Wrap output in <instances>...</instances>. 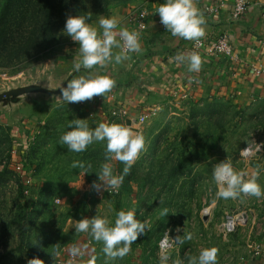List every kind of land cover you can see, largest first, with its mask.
Segmentation results:
<instances>
[{"label": "rangeland", "instance_id": "374dc122", "mask_svg": "<svg viewBox=\"0 0 264 264\" xmlns=\"http://www.w3.org/2000/svg\"><path fill=\"white\" fill-rule=\"evenodd\" d=\"M154 3L0 0V29L7 27L0 34V92L32 83L49 89L62 85L79 60V45L62 31L68 15L90 16L99 32L103 15ZM44 6L54 39L24 56L31 42L24 38L44 24ZM59 94L32 92L0 102V264H27L32 258L54 264L74 247L85 249L77 264H159L165 252L168 264H187L188 257L209 247L218 250L217 264H259L254 249L264 248V197L217 199L212 171L227 162L244 180L255 175L264 190V97L245 104L219 96L178 99L148 115L137 132L144 136V150L118 193L99 197L91 183L104 161V143L73 153L59 144V137L75 117L86 119L90 128L100 122L129 127L130 120L97 113L81 102L67 104ZM74 160L90 165L89 173L83 176L80 168L71 167ZM111 164L115 175L123 174L122 162ZM121 210L134 211L147 225L123 258H107L102 242L73 229L76 220L93 216L111 226ZM231 217L242 220L225 232L223 224ZM188 233L190 240L176 242L175 237ZM164 237L168 244L160 249Z\"/></svg>", "mask_w": 264, "mask_h": 264}, {"label": "clouds", "instance_id": "9594fccd", "mask_svg": "<svg viewBox=\"0 0 264 264\" xmlns=\"http://www.w3.org/2000/svg\"><path fill=\"white\" fill-rule=\"evenodd\" d=\"M159 14L160 23L173 37L196 41L204 36L206 23L203 13L195 6L194 0H163L155 9ZM90 16L68 15L62 31L76 42L79 47V60L73 63V69L89 70L87 75L67 80L65 86H60L59 99L68 103H78L91 100L95 96H102L110 92L116 81L108 75L94 74L96 68H103L110 62L120 64L129 58V53H139L141 42L136 31L119 28L118 21L113 17H101L98 20L100 31L89 23ZM118 37V39L116 38ZM113 49H120L119 52ZM176 59L187 63V71H200L202 60L197 53L190 55L178 54ZM67 128L59 137V144L66 146L67 151L82 153L93 143H104V161L95 172L96 180L91 188L100 190H118L124 175H127L140 153L145 148L144 136L134 133L128 126L119 123L100 122L90 128L86 119L74 118L68 121ZM122 162L123 174L115 175L112 160ZM73 168H80L83 176L88 168L81 161L74 160ZM212 179L217 186L215 198L237 199L242 194L247 197H264V190L257 183L256 176L249 180L243 179V173L233 170L232 166L221 161L212 171ZM163 214H167V210ZM146 222L135 218L132 210H121L116 213L114 223L110 226L106 218L93 216L82 218L73 224L75 232H87L93 240L102 242V251L109 259L123 258L130 251V246L139 236L145 234ZM191 239V233L175 237L178 244ZM73 253L77 250L72 249ZM217 249L215 247L202 248L198 255L188 257L187 264H217ZM259 255V253H258ZM169 256L165 252L159 257V264H168ZM27 264H43L39 258H32ZM173 264H182L176 260Z\"/></svg>", "mask_w": 264, "mask_h": 264}, {"label": "crops", "instance_id": "0c3cea01", "mask_svg": "<svg viewBox=\"0 0 264 264\" xmlns=\"http://www.w3.org/2000/svg\"><path fill=\"white\" fill-rule=\"evenodd\" d=\"M154 1V5L147 8V26L139 38L141 51L130 53L129 58L120 64L113 61L103 68L91 70L94 74L110 76L116 84L104 97L98 99L95 96L81 102L85 107L90 109L92 106L97 113L105 114L112 106L122 105L127 108L129 116L126 118L130 120L146 110L154 109L156 112L178 99L197 101L219 96L245 104L252 98L264 97V0H247L245 12L237 19L229 17L232 0H225L224 6L216 13H210L206 7L217 0H194L206 21L203 37L225 34L237 56V60L204 56L200 71L195 73L187 71L186 62L176 59L178 54L190 55L192 41L173 37L156 24L159 14L155 13V9L163 2ZM132 10L123 8L103 17L115 18L118 21L117 31L119 28L130 31L129 13ZM113 51L119 52L120 49ZM88 71L72 69L70 79L87 75ZM193 75L197 83L188 92V79ZM180 92L183 96H179Z\"/></svg>", "mask_w": 264, "mask_h": 264}, {"label": "built area", "instance_id": "2783aa9c", "mask_svg": "<svg viewBox=\"0 0 264 264\" xmlns=\"http://www.w3.org/2000/svg\"><path fill=\"white\" fill-rule=\"evenodd\" d=\"M224 1L225 0H217L216 3L213 5L206 7L207 10L210 13H216L222 6H224ZM248 6L247 0H232L231 5H230V10H229V17L231 19H237L239 18L246 10ZM262 16H264V11L262 12ZM149 17V11L146 7L140 8V9H135L130 11L129 13V24L132 26V30L130 31H136L138 33V38L141 37L143 32L146 29L147 26V19ZM156 24L159 26H164L160 23V18H156ZM118 39V37H116ZM189 53H197L201 58L204 56H222L226 58H231L233 60H237V56L235 55L233 51L232 44L230 43L229 39L226 37L225 34H216L212 35L209 38L201 37L196 41H192L190 44V49ZM130 54V53H129ZM128 54V55H129ZM197 83L196 77L193 75L188 79V87L187 91L189 92L192 90L193 86ZM181 92L179 96H181ZM188 96V93L186 94ZM185 95V96H186ZM183 96V94H182ZM98 99L102 98L101 96H97ZM109 113L113 117H127L129 116L128 110L126 107L119 105V106H112L109 109ZM154 113V109L146 110L138 115L133 116L130 118L131 123L129 127L132 129L134 133H137L139 128L138 125L143 124L146 119L148 118V115H151ZM120 189V186H119ZM118 190H111L108 189L106 190H100L97 191V195L99 197H113L118 193ZM229 221H232V217L225 223L223 224L224 226V231H229L232 229L227 227V223ZM168 244V239L167 238H162L161 241L159 242V247L160 249H164ZM77 251L73 253L72 249H69L64 257L58 261H56L54 264H77L79 261H81L85 249L84 247H74ZM255 256H259V264H264V248L263 249H254ZM259 253V255H258Z\"/></svg>", "mask_w": 264, "mask_h": 264}, {"label": "trees", "instance_id": "16d2710c", "mask_svg": "<svg viewBox=\"0 0 264 264\" xmlns=\"http://www.w3.org/2000/svg\"><path fill=\"white\" fill-rule=\"evenodd\" d=\"M44 1H46V0H44ZM103 2L105 5H107L110 2H125V0H103ZM42 13H43L42 16L44 18V24L43 25H36V26L32 27L30 30V31H32L31 34H29L28 36H26L24 38L25 42H29V40L31 41L29 46H27L29 48H26L24 51V53H25L24 56H28V55L32 56V54H35V53L39 52L42 48L50 45L54 39V35H53L54 28L51 25H47V24H49L48 21L50 20V16L48 14L46 6L43 7ZM16 29H18V28H16ZM6 30H7V27L2 26L0 29V34L5 33Z\"/></svg>", "mask_w": 264, "mask_h": 264}, {"label": "water", "instance_id": "95a60500", "mask_svg": "<svg viewBox=\"0 0 264 264\" xmlns=\"http://www.w3.org/2000/svg\"><path fill=\"white\" fill-rule=\"evenodd\" d=\"M72 73H70L65 81L62 83L61 86H65L67 84V80L70 79ZM60 87V86H59ZM49 89L44 86L38 85V84H27L22 86L13 87L4 91L0 92V102H15L17 101L21 96L27 93H36V92H42V93H60V89Z\"/></svg>", "mask_w": 264, "mask_h": 264}, {"label": "bare ground", "instance_id": "6f19581e", "mask_svg": "<svg viewBox=\"0 0 264 264\" xmlns=\"http://www.w3.org/2000/svg\"><path fill=\"white\" fill-rule=\"evenodd\" d=\"M242 219L239 217V218H232V221H229L228 223H227V227L228 228H231L232 226H234V224H235V222L236 221H241Z\"/></svg>", "mask_w": 264, "mask_h": 264}]
</instances>
